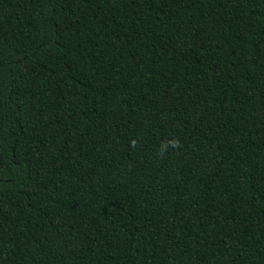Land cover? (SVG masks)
Instances as JSON below:
<instances>
[{"label": "trees", "instance_id": "16d2710c", "mask_svg": "<svg viewBox=\"0 0 264 264\" xmlns=\"http://www.w3.org/2000/svg\"><path fill=\"white\" fill-rule=\"evenodd\" d=\"M0 264H264V0H0Z\"/></svg>", "mask_w": 264, "mask_h": 264}, {"label": "clouds", "instance_id": "9594fccd", "mask_svg": "<svg viewBox=\"0 0 264 264\" xmlns=\"http://www.w3.org/2000/svg\"><path fill=\"white\" fill-rule=\"evenodd\" d=\"M176 146H178V142L173 141V147H176Z\"/></svg>", "mask_w": 264, "mask_h": 264}]
</instances>
